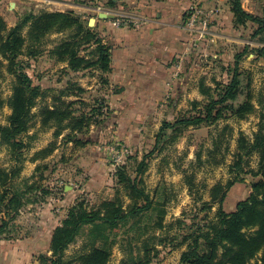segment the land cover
Here are the masks:
<instances>
[{
  "label": "rangeland",
  "instance_id": "rangeland-1",
  "mask_svg": "<svg viewBox=\"0 0 264 264\" xmlns=\"http://www.w3.org/2000/svg\"><path fill=\"white\" fill-rule=\"evenodd\" d=\"M114 1L119 5L112 6L109 0H0V14L7 28H11L29 14L72 11L84 26L98 33L101 32L98 13L104 10L148 19L143 14L150 6L148 3L138 9L130 5L136 0ZM242 4L248 12L264 17V0H242ZM192 17L196 18L194 25L189 24ZM91 18L96 19L92 24ZM181 18L180 25L188 33L189 43L171 62L172 77L166 82L168 90L163 96L140 98L139 101L113 96V92L117 93L116 87L112 92L109 79L104 81L95 68L67 69L68 62L61 60L56 50L64 40L70 39L76 28L61 32L52 30L41 41L33 42L31 22L24 27L26 43L16 62L34 84L40 86L42 94L32 108L29 130L23 137L19 136L27 147L14 154L11 145L0 135V166L9 170L18 156L22 169L14 182L26 188L25 204L15 220L17 228L11 234L13 238L0 236L3 261H10L13 254V264H41L39 252L51 255L46 252V238L52 227L63 221L78 200L85 199L89 207H97L118 197L125 207L130 206L133 203L130 189L119 181L117 172L124 164L127 174L131 178L138 177L139 186L145 188L156 202L154 204H162L166 210L164 227L154 229L158 234L154 243L158 252L151 264H178L188 243L184 242V237L189 232L207 227L216 219L220 207L232 211L238 201L250 195L252 182L259 178L250 171L258 169L257 152L246 163L244 179L228 188L224 201L212 199V190L217 184L225 185L234 176L230 165L235 159L239 136L244 134L252 140L260 126L264 128V107L260 102L264 94V33L255 35L258 27L255 22L237 23L232 0L195 1L183 11ZM91 49L83 53L92 57ZM241 52H244L239 62L242 81L238 97L232 103L237 107L249 99L255 109L245 115L228 111L213 123L174 125L165 128L158 141V133L165 122L174 124L180 118L198 115L208 98L216 95L219 83L231 79L236 55ZM8 63L0 52V125L8 124L12 112L9 101L15 77ZM77 87L84 90L79 92ZM61 93V100L74 102L72 108L78 110L77 114L85 112L91 118L87 130L76 135L83 142L87 141L84 144H76L75 135H70L69 129L56 135L54 124L42 125L43 109L59 105L57 97ZM195 100L198 105L194 104ZM44 150L52 152L45 157ZM117 152H121L119 158ZM146 155L149 157L144 170L138 173L139 162ZM101 171L106 175L104 181L96 178ZM25 182L30 185L24 186ZM33 182L35 186L49 188L48 192L33 188ZM149 214L153 218L151 224L160 218L155 210H150ZM147 222L149 216L142 219L143 225ZM88 231L86 227L66 250L65 259L72 260L71 264H80L78 257L89 251ZM119 232L107 264H122L131 254L124 242L127 233L125 235L123 229ZM150 232L152 230L148 235ZM33 233L39 240L40 251L34 256L18 255V250L28 252L33 247ZM129 233L141 244L133 232Z\"/></svg>",
  "mask_w": 264,
  "mask_h": 264
},
{
  "label": "trees",
  "instance_id": "trees-1",
  "mask_svg": "<svg viewBox=\"0 0 264 264\" xmlns=\"http://www.w3.org/2000/svg\"><path fill=\"white\" fill-rule=\"evenodd\" d=\"M109 3L116 6L114 0H109ZM232 11L237 23L255 22L258 24L255 35L264 33V17L245 10L242 0H232ZM29 22H31L30 32L33 34V42L41 41L52 30L61 32L76 28L70 39L64 40L56 50L58 57L68 62V70L95 68L101 73V78L108 82L107 74L113 69L111 46L103 41L100 32L84 26L72 11H41L38 15L29 14L11 28H7L6 21L0 14V52L9 61V69L15 77L13 94L9 101L12 112L8 117V124L0 125V135L11 145L14 154L27 147L26 142L22 138L19 139V136L23 137L29 130L33 118L32 108L42 94L40 86L34 84L30 75L24 72L21 66L18 67L16 62L26 43L23 29ZM90 47H92L90 50L92 57L83 53ZM35 53L34 48L33 55ZM243 55L244 52L236 55L231 79L226 83H219L215 90L216 95L208 98L198 115L180 118L174 124L165 122L158 133V141L163 130L174 125L213 123L224 117L228 111L245 115L251 109H255L249 99L237 107L232 103L238 97L240 90L242 80L239 62ZM77 90L81 92L84 88L77 87ZM62 95L63 93L57 97L60 101L59 105L43 109L42 125L54 124L57 129L56 135H59L63 129H69L70 135H75L73 139L75 143L84 144L87 141L83 142L76 135L87 130L91 118L85 112L77 114L78 110L72 108L74 102H64L60 99ZM260 102L264 107V94ZM198 103L197 100L194 101L195 105ZM51 152L52 150H44L42 154L46 157ZM255 152L259 154L258 169L250 171L259 178L252 182L250 195L238 201L232 211L220 207L216 219L209 222L207 227L189 232L184 237V242L188 243L178 264H264V128L262 126L252 140L244 134L239 136L235 159L230 165V171L234 176L225 185L217 184L213 188L212 199L224 201L228 188L244 179L242 174L246 172V163ZM40 153L38 152L37 155ZM148 157L149 155L144 156L139 162L138 173L144 170ZM14 159L16 163L9 170L0 166V236L7 238H11L14 228H17L15 220L25 204L26 196V188L17 186L14 182L22 169L18 163V156ZM126 171L125 164L119 166L117 170L119 181L130 189L129 194L133 203L125 207L122 200L116 197L102 202L100 206L89 207L85 199L76 201L69 208L63 221L54 228L50 242L51 255L41 253L39 256L41 264H71L72 260L65 259V252L86 227L89 230L91 247L88 252L78 257L80 264H107L111 257L112 245L117 242L116 236L121 229L124 230V234L127 233L124 241L126 249L131 250V254L123 259L122 264L152 263L158 252L155 245L158 234L154 229L164 227L162 222L166 210L162 204H154L156 202L150 194L144 187L139 186L140 181L137 176L131 178ZM34 183L33 188L48 192L49 188H43L38 184L35 186ZM24 184L26 187L30 185L27 182ZM157 202L160 203L158 200ZM150 210L160 214L159 220L154 224H151L153 218L149 214ZM148 216L149 222L143 225L142 219ZM130 231L135 234L137 240L141 241V244L136 243Z\"/></svg>",
  "mask_w": 264,
  "mask_h": 264
},
{
  "label": "crops",
  "instance_id": "crops-1",
  "mask_svg": "<svg viewBox=\"0 0 264 264\" xmlns=\"http://www.w3.org/2000/svg\"><path fill=\"white\" fill-rule=\"evenodd\" d=\"M195 1L205 3L206 0H136L130 5L142 8L148 3L151 6L144 12L140 11L147 15L148 22L136 28H115L116 26H112V19L100 18V12L98 13L101 19L98 20V30H101L103 41L111 46L113 69L108 74V79L113 87L112 92L116 87L117 93L113 92V96L137 98L139 101L140 98L154 99L164 95L165 90H168L166 82L172 77L171 62L189 43V35L180 25L181 17L183 11ZM122 103L125 104L126 101L123 100ZM104 177L106 175L102 171L96 174L97 180L104 181ZM55 227H52L46 238L48 241L46 252H50ZM38 242L33 233V247L28 252L18 250V255L23 253L34 256L40 251ZM1 253L0 264H13V254L10 255V261L5 262L4 258L1 259Z\"/></svg>",
  "mask_w": 264,
  "mask_h": 264
},
{
  "label": "built area",
  "instance_id": "built-area-1",
  "mask_svg": "<svg viewBox=\"0 0 264 264\" xmlns=\"http://www.w3.org/2000/svg\"><path fill=\"white\" fill-rule=\"evenodd\" d=\"M101 12H107L109 14H115L116 17H115V19H112V24L116 27H124L127 25L139 26V25H142V24L148 22V19H145L144 17L139 16V15H132L131 13H123V12L113 13L110 10H104ZM195 20H196V18L192 17L189 21V24L194 25ZM124 152H125V150L122 151V153H124ZM120 155H121V152L116 153V156L118 158L120 157ZM117 160H119V159H117Z\"/></svg>",
  "mask_w": 264,
  "mask_h": 264
},
{
  "label": "water",
  "instance_id": "water-1",
  "mask_svg": "<svg viewBox=\"0 0 264 264\" xmlns=\"http://www.w3.org/2000/svg\"><path fill=\"white\" fill-rule=\"evenodd\" d=\"M99 17L103 18V19H115L116 15L115 14H109L107 12H100ZM95 20H96L95 18H91V24Z\"/></svg>",
  "mask_w": 264,
  "mask_h": 264
}]
</instances>
